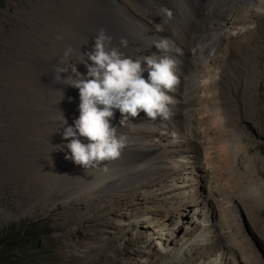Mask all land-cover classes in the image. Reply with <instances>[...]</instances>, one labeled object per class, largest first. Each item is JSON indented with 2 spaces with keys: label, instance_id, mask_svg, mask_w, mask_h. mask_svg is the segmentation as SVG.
Wrapping results in <instances>:
<instances>
[{
  "label": "rangeland",
  "instance_id": "1",
  "mask_svg": "<svg viewBox=\"0 0 264 264\" xmlns=\"http://www.w3.org/2000/svg\"><path fill=\"white\" fill-rule=\"evenodd\" d=\"M2 2L3 6L0 7V231H20L32 223L40 222L42 229L48 233L41 240L38 252L49 256L50 261L58 259V262L50 264H111L108 259L115 255L110 252L109 245L103 242L108 232H113L111 229H106L105 235L99 234L98 241L78 247L69 231L74 226L67 222L71 219L70 211L64 210L65 215L61 218L59 214L50 216V202L54 197L47 196V190L50 189L49 182L58 181L56 174L64 170L68 160L63 153H58L57 158L51 156V149L53 147L54 152L57 153L59 150L56 151V148H60L61 145L66 148L69 141L63 137L64 119L68 126H73L75 119L79 117L80 104L78 89L52 82L53 67L63 69V74L71 77L76 66L79 72L86 75L87 69L81 63L84 59L81 52L87 53L92 50L95 30L101 28L106 33L109 19H116L118 30V24L119 27L121 25L119 18L121 13L140 29L147 27L152 30L145 28L146 32L152 33L149 37L157 40L158 34L164 38H171L168 35L163 36L165 31L162 27L159 6L160 10H164L165 7L160 0H117L115 5L110 0H2ZM154 2H158V5L156 6ZM247 11H242L239 16L244 15L245 12L248 14ZM171 17L175 20L174 15ZM251 21L249 40L244 36H234L217 48L215 58L211 59L210 64L211 70L214 71H207L206 79L209 76V85L206 89L202 88L206 94L211 95V99L207 98V101L202 103L201 98H197L195 108H198L197 113L202 110L201 112L206 111L203 115L211 116L210 119L207 118L205 125H201L202 127L216 121L221 123L222 132L225 130L222 139L226 140V145L233 144L243 155V161L232 159L231 163L230 160L231 168L228 167L227 171L224 169V174L219 175V182L224 186L227 173L231 170L232 185L237 192H242L243 196L253 193L254 200L245 196L238 200L234 198L235 216L232 213L225 214V208L221 204L219 213L224 215L225 223L229 224L227 220H231L238 224L239 240L244 242L243 246L240 245L242 248L239 247L240 251L252 248L257 251L256 264H264V15L261 14ZM132 34L133 30L129 29L128 35ZM135 36L138 45L126 51L123 47L120 48L131 57L138 52L146 53L149 45L146 42L147 36H144L143 32ZM149 49L146 55H151L156 50L149 51ZM238 62L245 63L249 67V73L246 77L241 76L245 78L239 81L236 76L232 77L238 89L235 91L228 81L231 74L229 64ZM183 73L186 74L187 71ZM176 75L179 87L178 83L175 86L182 90L184 77L179 73ZM202 116L198 113V117ZM197 123L198 120H195L196 125ZM210 146L212 160L215 161V165H219L214 156L215 152L216 156H219L220 145ZM212 146L214 148L216 146V151ZM242 182H246L248 192H244L241 188ZM76 190V186L73 187V192ZM180 210L174 209L171 220H168L164 214L151 213L153 221L151 218V221H146L147 223L142 224L141 227L153 235L154 243L167 244L165 232L170 231L180 219L181 229H184L185 220ZM166 218L167 220H164ZM180 231L182 232L177 234L178 239L184 232V230ZM92 233L97 234L96 231ZM133 233L132 236H125L117 246L122 245L126 239L133 238ZM172 236L176 238L175 232ZM72 246L85 253L72 250ZM129 254V259L124 264H137L139 261L153 259V256L162 257V253L156 254L153 246L143 249L141 253H135L130 249ZM240 256L248 262L247 264L254 263L252 260L249 262L242 253Z\"/></svg>",
  "mask_w": 264,
  "mask_h": 264
},
{
  "label": "bare ground",
  "instance_id": "2",
  "mask_svg": "<svg viewBox=\"0 0 264 264\" xmlns=\"http://www.w3.org/2000/svg\"><path fill=\"white\" fill-rule=\"evenodd\" d=\"M110 1L114 5L117 3V0ZM160 1L165 7L164 10H160L159 6L162 27L165 31L163 36H171L168 39L170 49L163 54L171 55L176 60V73L184 77L183 82L181 81L184 85L183 93L178 88V82V87L175 86L168 93L173 102L168 106L167 115L158 116L154 120H149L146 114L141 112L139 117L133 118L134 123L128 119L123 126H120L119 121L122 117L116 110L112 123L119 127L118 135L127 137V145L122 150L121 156L113 161L101 162L87 170L68 159L64 170L56 174L58 181L49 182L50 189L47 190V196L54 197L50 202V216L59 214L61 218L65 215V211H70L71 219L68 217L67 222L74 225L69 231L78 247L98 241L99 234L105 235L106 229H111L113 232H108V236L103 240L104 244L109 245L110 252L115 255L108 259L111 264H124L129 259L130 249L135 253H141L149 246H153L156 254L162 253V257L153 256V259L139 261L137 264H247L240 253L249 262L252 260L254 262L252 263L256 264L257 251L251 247L250 250L246 247L247 249L240 251L242 248L240 245L243 246L244 242L239 240L238 224L231 220H227L229 224L225 223L224 215L219 213L221 204L225 208V214L232 213L235 216L236 205H233V199L238 200L244 196L253 199L255 196L253 193L243 196L242 192H237L232 185L231 170L227 173L224 186L219 182V175L224 174V169L228 170L232 159L243 161V155L233 144L226 145V140L222 139L225 130L222 132L221 123L216 121L206 127L201 126L205 125L207 118L210 119L211 116L203 115L206 111L200 110L199 116H203L198 117L195 101L201 98L203 103L211 96L202 88L206 89L209 85V76L206 79L207 71H214L211 70L210 64L211 59L215 58L217 48L234 36H244L247 40L251 20L260 17L261 14L264 15V2L262 0ZM154 3L158 5V2ZM244 10H248V14L245 12L244 15L239 16ZM171 15L175 16V20L171 19ZM119 18L121 25L119 27L118 24V30L116 19L111 18L108 21L106 34L112 38L113 46L119 47L121 39H125L127 47L123 49L129 50L138 45L135 34L139 35L143 32V35L147 36L146 42L149 43L147 49L150 48L149 51L156 49L152 46L161 38L160 35L157 34L155 40L149 37L151 32H146L145 28L150 30L149 28L140 29L124 13H121ZM137 27L139 29H136ZM129 29L133 30L131 36L128 35ZM101 30V28L96 29L95 34L97 35ZM119 48L122 46L120 45ZM155 51L158 52L157 49ZM146 53L138 52L134 58ZM229 69L231 74L228 81L236 91L237 85L232 77L236 76L238 81L244 79L249 73V67L245 63L238 62L229 64ZM185 71L186 74L183 73ZM53 73L52 82L62 85L54 79L55 74H60L57 73V66L53 67ZM195 120H198L197 125ZM208 135L210 136L207 137ZM82 141L88 142L86 138H82ZM211 144L220 145L218 157L215 152L216 146L215 148L212 146L215 149L214 158L219 165H215V161L212 160ZM57 149L59 151L56 153L52 147L51 156L57 158L58 153H63L67 157L69 154L68 149L63 148V145L56 148V151ZM246 185V182L241 184L244 192L248 190ZM75 186L77 190L73 192ZM82 205L84 207L81 208ZM177 208L183 212L184 229H181L180 219L170 231L165 232L167 244L154 243L153 235L143 230L142 224L151 221L153 217L151 213L164 214L168 220H171V214ZM180 230L184 232L178 239L177 234L182 232ZM94 231L97 234L92 233ZM173 232L176 238L172 236ZM132 233L133 238L126 239L122 245L117 246L125 236H132ZM72 250L85 253V251L80 252L75 246H72Z\"/></svg>",
  "mask_w": 264,
  "mask_h": 264
},
{
  "label": "clouds",
  "instance_id": "3",
  "mask_svg": "<svg viewBox=\"0 0 264 264\" xmlns=\"http://www.w3.org/2000/svg\"><path fill=\"white\" fill-rule=\"evenodd\" d=\"M111 41L101 30L95 36L92 50L81 52L86 75L75 66L71 77L64 75L63 69H57L60 74L54 76L56 82L79 90V117L73 126H68L64 119L63 137L69 141L66 158L86 170L116 160L126 147L127 137L118 135L119 127L112 123L116 110L122 117L120 126L128 119L133 122L141 112L149 120L167 115L173 102L168 93L178 83L176 60L163 54L170 49L168 38L161 37L153 44L152 48L158 52L135 58L113 46ZM120 45L127 47V41L121 39ZM82 137L88 142L84 143Z\"/></svg>",
  "mask_w": 264,
  "mask_h": 264
},
{
  "label": "trees",
  "instance_id": "4",
  "mask_svg": "<svg viewBox=\"0 0 264 264\" xmlns=\"http://www.w3.org/2000/svg\"><path fill=\"white\" fill-rule=\"evenodd\" d=\"M3 6L0 0V7ZM48 232L40 222H35L20 231H0V264H50L58 262L38 252L41 240ZM39 254V255H38ZM43 255V257L41 256Z\"/></svg>",
  "mask_w": 264,
  "mask_h": 264
}]
</instances>
